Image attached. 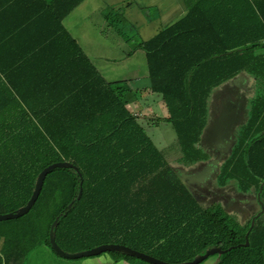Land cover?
Returning a JSON list of instances; mask_svg holds the SVG:
<instances>
[{"label": "trees", "instance_id": "obj_1", "mask_svg": "<svg viewBox=\"0 0 264 264\" xmlns=\"http://www.w3.org/2000/svg\"><path fill=\"white\" fill-rule=\"evenodd\" d=\"M81 1L68 0V10ZM182 1V17L138 44L145 92L158 95L165 110L156 121L173 126L176 143L158 149L127 108L128 83L106 81L69 37L67 60L55 56L54 69L36 81L41 93L0 94V193L19 192L23 206L38 173L68 161L76 169L50 170L30 208L58 204L47 236L53 224L59 246L64 239L91 242L85 249L142 246L172 263L220 248L214 264H264V0ZM121 13L104 17L118 22ZM240 72L257 79L259 92L218 180H235L243 193L254 188L258 210L243 222L217 202H198L168 162V153L184 165L207 157L198 143L208 95ZM108 253L115 261L132 257Z\"/></svg>", "mask_w": 264, "mask_h": 264}, {"label": "crops", "instance_id": "obj_2", "mask_svg": "<svg viewBox=\"0 0 264 264\" xmlns=\"http://www.w3.org/2000/svg\"><path fill=\"white\" fill-rule=\"evenodd\" d=\"M109 10L122 12L118 22L114 20L117 14L112 22L105 19L104 14ZM185 12L182 0H82L71 11L68 0H64V4L63 0H0V94L5 93L4 88L13 96L34 94V88L35 92L41 93V89L34 86L36 81L54 69L55 56L59 55L60 63L63 58L67 60L71 37L106 81L128 83L132 91L128 95L127 108L142 115L139 118L143 117V120L138 121H145L144 128L159 124L156 119L165 115L160 98L146 94L147 85L136 87L140 78H148L147 68H137L131 59L133 53L142 51L138 48L140 42L148 40ZM102 39L110 43L112 50L109 45L103 46ZM22 80L28 85H22ZM258 87L257 84L255 95L259 92ZM250 110L251 105L241 129L250 117ZM205 133L203 129L201 135L204 137ZM206 156L204 160L184 165L173 154L168 156V162L198 202L203 205L217 202L229 213L237 215L241 222L245 221L258 210L254 188L243 193L233 179L227 180L223 188L214 184L223 162L219 166L220 160H216V156ZM203 171L206 173L204 179H194V175ZM240 212L246 215L242 218Z\"/></svg>", "mask_w": 264, "mask_h": 264}, {"label": "rangeland", "instance_id": "obj_3", "mask_svg": "<svg viewBox=\"0 0 264 264\" xmlns=\"http://www.w3.org/2000/svg\"><path fill=\"white\" fill-rule=\"evenodd\" d=\"M101 43L103 46L109 45L112 50V46L108 41L105 42L102 39ZM119 43L122 44L120 40ZM129 46L131 47V45ZM144 56L142 51H136L133 53L131 60L133 64H136L135 66L137 68L142 69L143 66L146 70L147 65ZM239 76L212 88L207 98L206 107V127L204 131L207 129V125L214 124L227 110V115L231 120L234 119L235 114H240V124L236 126L235 138L232 143H236V137L239 135L241 126L249 116L250 105L252 99L256 96L255 88L258 84L257 79L246 72H240ZM146 85H148V78L146 80L140 78L136 87H145ZM133 113H137L135 116L143 120V117L139 118V116H142L141 114L135 111ZM141 122L143 125L146 124L145 121ZM145 128L154 144L160 149L167 148L171 144L176 143L174 128L168 122H159V124L146 126ZM198 147L203 149V152L210 155V157L214 158L216 156L215 159L220 160L219 166H221V162H224L229 155V150L225 146H222L215 138L211 137L210 134L207 135L205 133L204 137L201 135ZM168 156H173V154L168 153ZM214 184L223 188L225 183H219L217 177V179H214ZM21 203L22 199L19 192L11 191L10 189H7L4 195L1 192L0 214L15 211L21 207ZM53 204L58 205L56 202L49 201L44 204V206L49 207L48 210L44 209L42 212H38L36 207H34L20 217L0 220V261L2 264H150L136 257H123V261L113 263L110 261L113 256L108 252L73 259L58 256L46 243L47 239H49V235L47 236V228L51 220L50 208ZM245 215V212H240L242 218ZM59 243L61 249L67 253L79 252L91 244L88 241L78 240L71 242L66 239L59 240ZM132 246L136 247L137 250H145L142 246ZM215 259L216 257L212 256L200 264H214Z\"/></svg>", "mask_w": 264, "mask_h": 264}, {"label": "water", "instance_id": "obj_4", "mask_svg": "<svg viewBox=\"0 0 264 264\" xmlns=\"http://www.w3.org/2000/svg\"><path fill=\"white\" fill-rule=\"evenodd\" d=\"M239 75H240V73L231 79H235L237 77H240ZM227 114H228L227 112H224L215 121V123L209 125L205 131H206L207 135L210 134L211 137L215 138L218 142H220L222 144V146H225L230 151L231 147H233V145H234V143H232V141L235 138L236 126L238 124H240L239 123L240 114L239 113L235 114L233 120H231ZM235 118H237V119H235ZM215 162L216 161H214V163ZM57 167H62V168L72 167V168L76 169V167L71 162H68V161L53 162V163L47 165L46 167H44L38 173V175L36 177L33 190L31 192V195H30L29 199L27 200V202L23 206L17 208L13 212L0 214V220L17 218V217H20L23 214L27 213L30 210V208L32 207V205L35 203V201H36V199L40 193V190L42 188L45 176L48 174V172L50 170L57 168ZM204 175H206V173L203 171L199 174L194 175V179H199V178L204 179V177H203ZM49 243H50L51 249L58 256H61L64 258L73 259V258H78V257L95 256V255H98L102 252L120 251V252L128 254L129 256L144 260L150 264H200L205 259H207L209 256H212L215 254H221L224 252V250H221L220 248H211V249L206 250L204 254L196 256L195 258H193L190 261L177 262V263H172V262H167V261L161 260L159 258L152 256V255H149L147 253H144L142 251L133 249L129 246H126L124 244H119V243H103V244H99V245H96V246L88 248V249L81 250V251L76 252V253H67V252L63 251L55 241V237L53 234V224H51L50 230H49ZM246 244H247V242H246Z\"/></svg>", "mask_w": 264, "mask_h": 264}, {"label": "flooded vegetation", "instance_id": "obj_5", "mask_svg": "<svg viewBox=\"0 0 264 264\" xmlns=\"http://www.w3.org/2000/svg\"><path fill=\"white\" fill-rule=\"evenodd\" d=\"M110 261H112L113 263H115V262L117 263V262H119V261H123V259H120V260H118V261H115L113 258H111Z\"/></svg>", "mask_w": 264, "mask_h": 264}, {"label": "built area", "instance_id": "obj_6", "mask_svg": "<svg viewBox=\"0 0 264 264\" xmlns=\"http://www.w3.org/2000/svg\"><path fill=\"white\" fill-rule=\"evenodd\" d=\"M264 41V40H263ZM137 113H134V115H136Z\"/></svg>", "mask_w": 264, "mask_h": 264}]
</instances>
